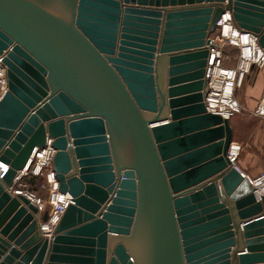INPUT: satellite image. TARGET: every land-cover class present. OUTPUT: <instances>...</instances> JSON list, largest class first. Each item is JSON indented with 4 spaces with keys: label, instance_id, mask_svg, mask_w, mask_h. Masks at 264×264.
Listing matches in <instances>:
<instances>
[{
    "label": "water",
    "instance_id": "water-1",
    "mask_svg": "<svg viewBox=\"0 0 264 264\" xmlns=\"http://www.w3.org/2000/svg\"><path fill=\"white\" fill-rule=\"evenodd\" d=\"M226 11L264 47V0H0V264H264V195L204 103ZM46 135L73 197L50 239L11 192Z\"/></svg>",
    "mask_w": 264,
    "mask_h": 264
},
{
    "label": "built area",
    "instance_id": "built-area-1",
    "mask_svg": "<svg viewBox=\"0 0 264 264\" xmlns=\"http://www.w3.org/2000/svg\"><path fill=\"white\" fill-rule=\"evenodd\" d=\"M216 27L218 28L217 33L214 36L209 35L208 43L205 45L208 55L205 65L206 91L204 103L207 112L218 114L229 120L241 110L240 102L235 96V89L241 85L244 76L252 67L259 69L264 67V47L259 45L253 32L243 30L233 22L229 11L221 14ZM226 45L237 49L236 63L233 66L226 65L223 62L224 46ZM6 89L5 67L0 57L1 95ZM254 115L264 122V88L255 106ZM52 141L53 139L46 135L42 146L33 147L26 164L21 170L17 171L14 177V185L11 188L13 194L20 193L24 195L37 208L40 234L49 239L52 237L54 228L65 208L73 202V197L69 192H62L59 189L52 163L56 152ZM241 149V144L234 140H231L227 148V158L236 168H238L236 162ZM8 168L9 165L0 160V179ZM42 174H45L49 182V210L47 215L45 214L40 219L42 213L46 210L44 201L33 191L20 188V181L24 176L38 177ZM244 175L255 187L254 193H256L257 185H264V160L263 169L258 175L249 176L245 173ZM15 184H18V187H14ZM260 196L257 200H260Z\"/></svg>",
    "mask_w": 264,
    "mask_h": 264
},
{
    "label": "rangeland",
    "instance_id": "rangeland-1",
    "mask_svg": "<svg viewBox=\"0 0 264 264\" xmlns=\"http://www.w3.org/2000/svg\"><path fill=\"white\" fill-rule=\"evenodd\" d=\"M217 31L218 28L216 27L215 30L210 34V36H214ZM236 58L237 49L229 45L224 46V64H226L225 62H228V64H233ZM251 77L253 78L252 75ZM242 83L235 89V96L240 102L241 110L230 120V125L232 127V139L239 142L242 147L247 148L250 151H255L258 154H262L263 156L264 137L262 136H264V122L254 115L253 110L251 111L245 109L243 104L241 103L240 98L243 95ZM246 143H249L250 145H247ZM20 184V188L27 191H33L37 196L42 198L46 205V210L44 211V213H42V216H45V214L47 215V212L49 210V182L47 181L45 174L35 177L34 181H32V177L24 176L20 181ZM14 187H18V184H15Z\"/></svg>",
    "mask_w": 264,
    "mask_h": 264
},
{
    "label": "crops",
    "instance_id": "crops-1",
    "mask_svg": "<svg viewBox=\"0 0 264 264\" xmlns=\"http://www.w3.org/2000/svg\"><path fill=\"white\" fill-rule=\"evenodd\" d=\"M225 63L226 65L233 66L236 63V59L233 64H228V62ZM251 75L253 76V78L251 77ZM242 85L243 95L241 98L239 97L241 103L243 104L245 109L251 111L253 110L254 113L255 106L264 88V67L260 69L252 67L250 71L244 76ZM246 144L250 145L249 143ZM263 160L264 155L262 156V154H258L255 151H250L249 149L242 147L236 164L238 169L243 173L248 174L249 176H256L263 169ZM43 217L44 216L41 215L40 219H42Z\"/></svg>",
    "mask_w": 264,
    "mask_h": 264
},
{
    "label": "bare ground",
    "instance_id": "bare-ground-1",
    "mask_svg": "<svg viewBox=\"0 0 264 264\" xmlns=\"http://www.w3.org/2000/svg\"><path fill=\"white\" fill-rule=\"evenodd\" d=\"M154 126V125H152ZM256 199H258V196H263L264 195V185H257V190H256V193H254ZM260 196V198H261Z\"/></svg>",
    "mask_w": 264,
    "mask_h": 264
},
{
    "label": "trees",
    "instance_id": "trees-1",
    "mask_svg": "<svg viewBox=\"0 0 264 264\" xmlns=\"http://www.w3.org/2000/svg\"><path fill=\"white\" fill-rule=\"evenodd\" d=\"M230 120V119H229ZM35 177H32V181H34Z\"/></svg>",
    "mask_w": 264,
    "mask_h": 264
}]
</instances>
